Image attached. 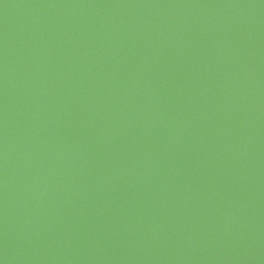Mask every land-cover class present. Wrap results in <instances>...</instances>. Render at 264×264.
<instances>
[{
    "label": "water",
    "instance_id": "1",
    "mask_svg": "<svg viewBox=\"0 0 264 264\" xmlns=\"http://www.w3.org/2000/svg\"><path fill=\"white\" fill-rule=\"evenodd\" d=\"M0 264H264V0H0Z\"/></svg>",
    "mask_w": 264,
    "mask_h": 264
}]
</instances>
